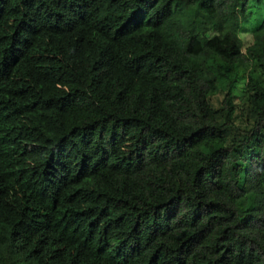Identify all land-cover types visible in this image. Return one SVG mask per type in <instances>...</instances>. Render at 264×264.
Instances as JSON below:
<instances>
[{
	"label": "trees",
	"instance_id": "1",
	"mask_svg": "<svg viewBox=\"0 0 264 264\" xmlns=\"http://www.w3.org/2000/svg\"><path fill=\"white\" fill-rule=\"evenodd\" d=\"M0 264H264V0H0Z\"/></svg>",
	"mask_w": 264,
	"mask_h": 264
},
{
	"label": "rangeland",
	"instance_id": "2",
	"mask_svg": "<svg viewBox=\"0 0 264 264\" xmlns=\"http://www.w3.org/2000/svg\"><path fill=\"white\" fill-rule=\"evenodd\" d=\"M244 38L246 39V41L249 39L250 40V38H251V35L249 34V35H244Z\"/></svg>",
	"mask_w": 264,
	"mask_h": 264
}]
</instances>
